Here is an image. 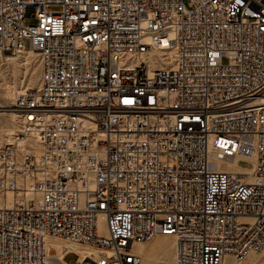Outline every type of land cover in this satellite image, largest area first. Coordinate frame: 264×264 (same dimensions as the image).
Segmentation results:
<instances>
[{"label":"built area","instance_id":"obj_1","mask_svg":"<svg viewBox=\"0 0 264 264\" xmlns=\"http://www.w3.org/2000/svg\"><path fill=\"white\" fill-rule=\"evenodd\" d=\"M26 45L41 70L0 145L20 197L0 264H140L157 233L178 264L264 249V0H0V51Z\"/></svg>","mask_w":264,"mask_h":264},{"label":"rangeland","instance_id":"obj_2","mask_svg":"<svg viewBox=\"0 0 264 264\" xmlns=\"http://www.w3.org/2000/svg\"><path fill=\"white\" fill-rule=\"evenodd\" d=\"M58 7H59L58 5H51V8H53V9L58 8ZM32 11H33L32 7H29L26 9V16L24 18V20L26 22H32L34 20L32 17H30V13ZM25 43H27V39L25 40ZM27 54L28 53H26V52H19L17 54H14V53H10L9 51H6V53L3 51H0V145L7 142L8 139L9 140L11 139L12 134L15 133V130L18 126L19 119H20L19 115H12L11 114L16 109L13 106V102H14L13 98L14 97L11 96V93L15 89H17L19 91V90L26 88V87L34 88L38 85L40 70H41L39 55L33 53V55L29 54L30 55L29 56ZM10 56H12V59H5L6 57H10ZM14 57H15V59H14ZM222 60L226 61V57H222ZM10 89L11 90L14 89V90L11 92L9 91L10 92L9 93L8 90H10ZM6 130L7 131L12 130L14 133L8 135V134H6ZM3 131H4V133H3ZM7 133H9V132H7ZM237 165L242 166V167H250L251 162L247 159L241 158L237 161ZM5 194H7V193H4V194L0 193V201L1 202H4L3 199L5 197ZM15 196H17V195H15ZM153 239L154 238H152V239L150 238L149 240H146V243H150L151 241H153ZM170 245L171 244H169L168 247ZM173 249H174V247H173V245H171L170 248L168 249V253H170L171 251L173 252L174 251ZM255 256L256 257L258 256V257L256 258ZM75 257H76V253L73 250H70L69 252H67L65 254V259H67V260H73ZM158 257L159 256L156 254L155 260L152 262V264L161 263L159 260L160 257L159 258ZM262 257H264V251L256 252L255 254L253 253V254L249 255L246 259L243 258L240 261L235 260L236 262L234 261V259L232 260V258H229V257L228 258L230 259L231 264H254V263L258 264V262H259V264H261V263L264 264V262H263L264 259ZM253 258H254V260H253ZM251 262H253V263H251Z\"/></svg>","mask_w":264,"mask_h":264},{"label":"bare ground","instance_id":"obj_3","mask_svg":"<svg viewBox=\"0 0 264 264\" xmlns=\"http://www.w3.org/2000/svg\"><path fill=\"white\" fill-rule=\"evenodd\" d=\"M27 47V46H26ZM23 48L21 50H17V51H13V52H10V53H14V54H17L19 52H26L28 53L27 55L31 54L33 55V53L35 54H38V51L35 50L32 46H28L27 48ZM25 50V51H24ZM6 53V51H3ZM11 55V54H10ZM30 56V55H29ZM28 56V57H29ZM18 57V56H17ZM32 57V56H31ZM34 57V56H33ZM5 59H12V56L10 57H6ZM15 59V57H14ZM164 64H167L168 63V60H164L163 61ZM162 63V64H163ZM34 77V76H33ZM32 78V77H31ZM35 78V77H34ZM33 78V79H34ZM32 85V84H31ZM38 86V85H37ZM36 86V87H37ZM9 89V88H8ZM20 89V88H19ZM14 90V89H13ZM13 90H8V92L10 91H13ZM17 89H15L12 93H11V96H13L15 98L16 94L20 91H16ZM7 91V90H6ZM5 91V92H6ZM9 92V93H10ZM5 95V94H4ZM9 95V94H8ZM10 96V97H11ZM9 98V97H8ZM13 98V99H14ZM16 108V107H15ZM12 115H19L21 117V113L20 111L16 108L12 113ZM11 115V116H12ZM18 116V117H19ZM17 117V116H16ZM18 119V118H17ZM13 128V127H12ZM9 132V133H7ZM4 133V131H3ZM14 133L12 130H9L7 131L6 130V134H12ZM5 134V135H6ZM13 135V134H12ZM9 140V139H8ZM7 140V141H8ZM227 165L231 166V168H234L236 169L237 171H239L240 169L237 168L235 166V161L234 160H228L227 162ZM248 179H251V175H249ZM9 192V193H8ZM7 194H5V197H4V202H1L0 204H3V203H6V204H10L11 202H13L14 200H19L20 197L18 196H15V192H12V191H7L6 192ZM98 221H99V227L101 230H103V226H102V215H99L98 216ZM152 238L153 241H151L150 243H146V241H140V242H133L132 244V249L135 253H137L139 256H140V259H141V263L140 264H152V262L155 260V255L157 254L159 257H160V262L159 264H178L176 259H175V251H171L170 253H168V249L170 248L171 245H173L174 247V242H175V239H174V235L173 234H170V233H167V234H164V233H157L155 234ZM151 238V239H152ZM48 243L49 244H55L57 247L61 244V243H64L67 247L69 248H72L76 251H78L81 255V257L84 255V254H87V253H94V255H97L98 252L100 250H102L101 248L99 247H96V246H92V245H88V244H82V243H78L76 241H73V240H67V241H64V240H61V239H58V238H49L48 239ZM171 244L169 247L168 245ZM59 249V247H58ZM106 252H110V250L108 249H105ZM174 250V249H173ZM261 251H264V249L262 250H259V251H251L249 252L245 257L244 259H246L249 255L251 254H255L256 252H261ZM62 254V251H58V253L56 254L57 256H60ZM259 256V255H258ZM257 256V257H258ZM158 257V258H159ZM232 258L230 255H227L223 261V264H231V261L229 258ZM256 257V256H255ZM256 257V258H257ZM157 258V259H158ZM255 258V259H256ZM264 259V257H262ZM234 258H232L233 260ZM261 259V258H260ZM254 260V258H253ZM158 261V260H157ZM235 261V259H234ZM237 261V260H236ZM235 261V262H236ZM249 261V260H248ZM260 261V260H259ZM262 261V260H261ZM254 262V261H253ZM251 262V263H253ZM257 262V261H256ZM264 262V261H263ZM255 264V263H254ZM259 264V262H258ZM262 264V263H261Z\"/></svg>","mask_w":264,"mask_h":264},{"label":"crops","instance_id":"obj_4","mask_svg":"<svg viewBox=\"0 0 264 264\" xmlns=\"http://www.w3.org/2000/svg\"><path fill=\"white\" fill-rule=\"evenodd\" d=\"M237 161H238V160H237ZM71 250H73V251L75 252V250H74V249H71ZM69 251H70V250H69ZM69 251H67V252H69ZM67 252H66V253H67ZM76 257H77V256H76ZM76 257H75V258H76Z\"/></svg>","mask_w":264,"mask_h":264}]
</instances>
